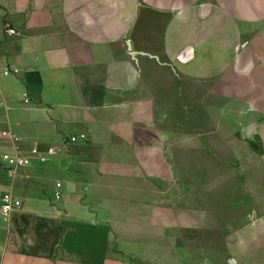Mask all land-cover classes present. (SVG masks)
<instances>
[{
  "label": "crops",
  "instance_id": "crops-1",
  "mask_svg": "<svg viewBox=\"0 0 264 264\" xmlns=\"http://www.w3.org/2000/svg\"><path fill=\"white\" fill-rule=\"evenodd\" d=\"M0 103V264H264V0H0Z\"/></svg>",
  "mask_w": 264,
  "mask_h": 264
},
{
  "label": "built area",
  "instance_id": "built-area-1",
  "mask_svg": "<svg viewBox=\"0 0 264 264\" xmlns=\"http://www.w3.org/2000/svg\"><path fill=\"white\" fill-rule=\"evenodd\" d=\"M5 32L7 35H11V34L15 33V30L12 27H7V29H5ZM17 72H18V69H16V68L5 69L3 71V74H5V75L15 74ZM28 95L29 94L27 92H24L21 95L24 102L29 101ZM0 105H1V103H0ZM7 134H8L7 132H2L3 136H5ZM10 136L13 140H17V138L14 134H11ZM79 137L83 138V135L80 134ZM76 139H77L76 136L69 137V140L71 142L76 141ZM29 154H31L32 156L36 155L37 154L36 149L31 148ZM30 158H31L30 155L25 154V153L20 152V151H17V150H15L13 153L4 152L0 155V164L9 173H12L13 171H16V170L26 166L29 163V160H31ZM60 186H61L60 183L55 184V192L53 193V197L55 200L59 199V197H60V193H61ZM0 201H1L0 215L4 219L7 218V216L10 214L11 211L18 210L22 206L21 200L19 198L14 197L10 193H6V194L2 195ZM0 239H1V237H0ZM1 256H2V253H0V260H1Z\"/></svg>",
  "mask_w": 264,
  "mask_h": 264
},
{
  "label": "trees",
  "instance_id": "trees-1",
  "mask_svg": "<svg viewBox=\"0 0 264 264\" xmlns=\"http://www.w3.org/2000/svg\"><path fill=\"white\" fill-rule=\"evenodd\" d=\"M250 145H251V147L253 148V149H255V151H257V152H262L263 151V149H262V145H261V143H260V140H259V138L258 137H255L254 139H252L251 141H250Z\"/></svg>",
  "mask_w": 264,
  "mask_h": 264
},
{
  "label": "water",
  "instance_id": "water-1",
  "mask_svg": "<svg viewBox=\"0 0 264 264\" xmlns=\"http://www.w3.org/2000/svg\"><path fill=\"white\" fill-rule=\"evenodd\" d=\"M127 44H128V51L130 54H134L130 49H131V46L129 45V42L127 41Z\"/></svg>",
  "mask_w": 264,
  "mask_h": 264
}]
</instances>
